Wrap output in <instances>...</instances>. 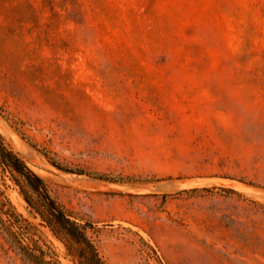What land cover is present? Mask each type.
<instances>
[{"label": "rangeland", "instance_id": "obj_1", "mask_svg": "<svg viewBox=\"0 0 264 264\" xmlns=\"http://www.w3.org/2000/svg\"><path fill=\"white\" fill-rule=\"evenodd\" d=\"M0 135L105 264H264V0H0ZM18 180L0 264H81Z\"/></svg>", "mask_w": 264, "mask_h": 264}, {"label": "trees", "instance_id": "obj_2", "mask_svg": "<svg viewBox=\"0 0 264 264\" xmlns=\"http://www.w3.org/2000/svg\"><path fill=\"white\" fill-rule=\"evenodd\" d=\"M33 146L37 147V144L33 143ZM41 151L47 156L49 160L52 161L45 149H41ZM0 163L19 177L17 184L20 186L21 192L25 196L27 203L32 204L25 189H29L31 192L39 195L40 199L43 201V204L47 207L48 213H50V215L47 216L46 213L40 211L41 216L46 218L51 230L56 236H61V238L63 237L65 239L69 238L70 241H77L82 244V248L79 253L81 264H105L92 242L88 239L85 225L72 221L68 214L59 209V207L49 197L44 181L34 172L29 170L25 166L24 162L15 153L4 147L1 135ZM78 172L85 173L98 179H108V177L103 174L91 173L83 170H78ZM198 191V189H193L184 191V193H195ZM0 207L3 210L4 204L1 203ZM8 210L10 213L7 214L10 217H13L17 223H20V215L14 213L10 205L8 206ZM5 233L7 237H14V233L10 230L6 231ZM16 249L24 259L31 261L33 264H48V262L44 261L41 257L34 255L31 248L16 244Z\"/></svg>", "mask_w": 264, "mask_h": 264}, {"label": "bare ground", "instance_id": "obj_3", "mask_svg": "<svg viewBox=\"0 0 264 264\" xmlns=\"http://www.w3.org/2000/svg\"><path fill=\"white\" fill-rule=\"evenodd\" d=\"M30 149V148H29ZM27 155V154H26ZM62 176V175H61ZM63 176H65V175H63ZM68 176V175H67ZM80 179H81V177H80ZM89 181V180H88ZM90 184V183H89ZM19 206V205H18ZM29 210V209H28ZM33 214V213H32ZM31 215V214H30Z\"/></svg>", "mask_w": 264, "mask_h": 264}, {"label": "built area", "instance_id": "obj_4", "mask_svg": "<svg viewBox=\"0 0 264 264\" xmlns=\"http://www.w3.org/2000/svg\"><path fill=\"white\" fill-rule=\"evenodd\" d=\"M24 206L27 208L26 204Z\"/></svg>", "mask_w": 264, "mask_h": 264}]
</instances>
